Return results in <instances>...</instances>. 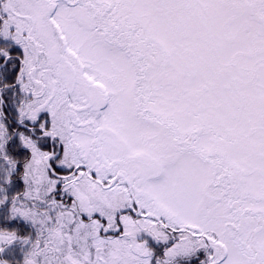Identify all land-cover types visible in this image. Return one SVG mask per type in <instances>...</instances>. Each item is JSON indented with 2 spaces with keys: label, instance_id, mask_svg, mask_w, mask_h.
I'll list each match as a JSON object with an SVG mask.
<instances>
[{
  "label": "snow or ice",
  "instance_id": "snow-or-ice-1",
  "mask_svg": "<svg viewBox=\"0 0 264 264\" xmlns=\"http://www.w3.org/2000/svg\"><path fill=\"white\" fill-rule=\"evenodd\" d=\"M0 264H264V0H0Z\"/></svg>",
  "mask_w": 264,
  "mask_h": 264
}]
</instances>
